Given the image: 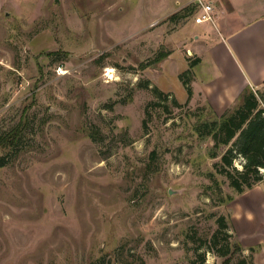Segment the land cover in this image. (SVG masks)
I'll use <instances>...</instances> for the list:
<instances>
[{
    "label": "rangeland",
    "instance_id": "obj_1",
    "mask_svg": "<svg viewBox=\"0 0 264 264\" xmlns=\"http://www.w3.org/2000/svg\"><path fill=\"white\" fill-rule=\"evenodd\" d=\"M212 1L221 12L232 0ZM189 6L0 0V138L22 128L16 147L0 145V264H199L198 253L222 264L205 244L221 215L243 256L264 263L261 246L242 243L264 180L236 194L194 130L264 68V0L197 27L177 15ZM182 74L202 95L188 100ZM210 174L232 201L216 203Z\"/></svg>",
    "mask_w": 264,
    "mask_h": 264
},
{
    "label": "trees",
    "instance_id": "obj_2",
    "mask_svg": "<svg viewBox=\"0 0 264 264\" xmlns=\"http://www.w3.org/2000/svg\"><path fill=\"white\" fill-rule=\"evenodd\" d=\"M193 12L194 8L189 6L177 15L187 16L192 15ZM188 74L187 72L185 75ZM180 79L187 89L188 100H190L193 94L190 81L184 78V74L180 75ZM157 94L159 98L164 97L162 92L157 91ZM258 98L264 100V94L247 89L240 95L235 106L220 116L216 115L213 118L199 121L194 127L198 138L213 141V145L209 148V157L211 159L220 157V161L214 164L215 171L227 180L229 187L238 195L251 190L264 179L261 173L264 169V109L260 106ZM174 104L179 105L176 100ZM21 134L22 128L17 126L0 138V145L16 147ZM231 142H233L232 146L220 155V146L229 145ZM238 158L242 160L241 169L234 165ZM5 162L4 158L1 159L0 166H4ZM210 176L212 184L208 189L212 191L216 203L232 201V196L223 194L221 183L214 178V174ZM216 223L218 224L217 231L205 243L208 250L221 257L222 264H254L252 257L243 256L241 244L237 240L231 241L232 234L229 232L225 216L217 217ZM197 257L200 260L199 264H204V253H198ZM191 263L196 264V260H192Z\"/></svg>",
    "mask_w": 264,
    "mask_h": 264
},
{
    "label": "crops",
    "instance_id": "obj_3",
    "mask_svg": "<svg viewBox=\"0 0 264 264\" xmlns=\"http://www.w3.org/2000/svg\"><path fill=\"white\" fill-rule=\"evenodd\" d=\"M212 1V0H211ZM213 2V1H212ZM229 5H228V7L226 8V9H224L223 7H222V10H221V12L219 11V8L217 7L216 8V6H215V8H216V12H217V20H221L223 17H225V18H227L226 17V13L228 12L227 10H236V8H237V6H236V0H232L230 3H228ZM232 8V9H231ZM259 22H258V25H260L262 22H264V18L263 17H259ZM196 27L197 26H200V25H195ZM230 26H231V24H230ZM258 27V26H257ZM194 30H196V31H199V29H197V28H194ZM195 37H196V35H195ZM197 38V37H196ZM200 59H201V61H202V58L200 57ZM201 63V62H200ZM250 72V71H249ZM193 74V73H192ZM193 79H194V74H193ZM247 81L250 83L249 85L251 86V88H252V90L253 91H257L258 89L255 87L256 85H254V83L256 84H258V85H264V68L263 69H257L256 67H254L253 69H251V72H250V74H249V78L247 79ZM229 85V84H228ZM193 86H194V84H193ZM244 86H245V88H246V86L247 85H245L244 84ZM194 89V90H193ZM244 88H239V94L242 92V90H243ZM192 91H193V95H194V93H196L197 95H199V94H201L202 95V92H199V91H197V89H195V87H192ZM227 91V90H226ZM228 92V91H227ZM193 95L191 96V98L190 99H192V97H193ZM203 97V96H202ZM204 99V98H203ZM233 100H234V98H233ZM230 109V108H229ZM228 110V109H227ZM225 112V111H224ZM224 112H217L218 114H223ZM264 180V179H263ZM262 180V181H263ZM261 181V182H262ZM260 182V183H261ZM259 185V184H258ZM257 186V185H256ZM256 186H254V187H256ZM257 188V187H256ZM255 188V189H256ZM254 190V189H253ZM250 191V190H249ZM249 191H247V192H245L244 194L246 195V194H250L249 193ZM243 195V194H242ZM238 198V197H237ZM236 202H237V200H236ZM257 205L259 206L258 207V209L257 210H255V208H253V210H252V213L250 214V216H249V212H247L248 213V216H247V219L245 220L244 218H246V217H243V215H242V217H241V220H245L248 224L247 225H249V226H251L252 227V234H254V236H253V238H252V240H249L248 239V241L246 240V242H242V240L240 239V235L241 236H243V232L241 231V229L240 230H238V229H236V231H237V235H239L238 236V238H239V240L242 242V243H247V242H250V244L251 245H259V246H261V251L262 252H264V196L260 199H258V201H257ZM241 215V214H240ZM237 219V218H236ZM241 220H239V221H241ZM237 221H238V219H237ZM236 221V223H238ZM255 264V263H254ZM257 264V263H256ZM258 264H261V261L260 260H258ZM262 264H264V263H262Z\"/></svg>",
    "mask_w": 264,
    "mask_h": 264
},
{
    "label": "built area",
    "instance_id": "obj_4",
    "mask_svg": "<svg viewBox=\"0 0 264 264\" xmlns=\"http://www.w3.org/2000/svg\"><path fill=\"white\" fill-rule=\"evenodd\" d=\"M192 6L194 8L192 17L195 25H202L203 23L214 25L216 8L211 0H192ZM56 73L62 75L65 74V70L62 66H59Z\"/></svg>",
    "mask_w": 264,
    "mask_h": 264
},
{
    "label": "bare ground",
    "instance_id": "obj_5",
    "mask_svg": "<svg viewBox=\"0 0 264 264\" xmlns=\"http://www.w3.org/2000/svg\"><path fill=\"white\" fill-rule=\"evenodd\" d=\"M109 73H114V70L113 69H109Z\"/></svg>",
    "mask_w": 264,
    "mask_h": 264
}]
</instances>
